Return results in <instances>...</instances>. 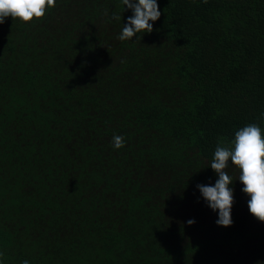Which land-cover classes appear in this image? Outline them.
Returning <instances> with one entry per match:
<instances>
[{"label": "trees", "instance_id": "1", "mask_svg": "<svg viewBox=\"0 0 264 264\" xmlns=\"http://www.w3.org/2000/svg\"><path fill=\"white\" fill-rule=\"evenodd\" d=\"M157 3L125 41L122 0L0 24L2 264H264L238 166L231 226L196 187L218 143L264 130V0Z\"/></svg>", "mask_w": 264, "mask_h": 264}, {"label": "clouds", "instance_id": "2", "mask_svg": "<svg viewBox=\"0 0 264 264\" xmlns=\"http://www.w3.org/2000/svg\"><path fill=\"white\" fill-rule=\"evenodd\" d=\"M206 2V0H205ZM57 0H0V24L5 18L13 20L19 18L23 22H31L33 19H41L46 11L56 6ZM125 10H131L132 15L127 17L118 36L121 41L133 39L142 30L144 33L153 31V24L149 21H157L161 16L157 0H122ZM124 10V11H125ZM115 19H120L115 16ZM123 62V61H122ZM258 119L264 120V112ZM264 130L258 123H248L235 131L230 146L218 143L210 164L211 169L217 174L214 185L197 184L199 192L207 205L218 211V226H231L233 220L231 209L234 204V189L230 187L232 178L225 169L229 161L240 169L239 180L244 187L242 191L247 194L249 212L259 221L264 222ZM112 146L120 149L125 146V138L121 135H113ZM195 219H189L188 225L194 224ZM4 253L0 251V264ZM21 264H30L25 259Z\"/></svg>", "mask_w": 264, "mask_h": 264}]
</instances>
